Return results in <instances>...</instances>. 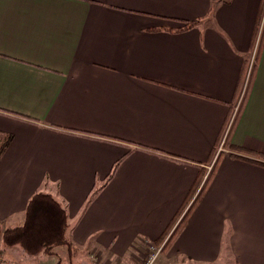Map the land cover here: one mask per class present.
I'll use <instances>...</instances> for the list:
<instances>
[{
    "label": "crops",
    "instance_id": "crops-1",
    "mask_svg": "<svg viewBox=\"0 0 264 264\" xmlns=\"http://www.w3.org/2000/svg\"><path fill=\"white\" fill-rule=\"evenodd\" d=\"M261 7L262 0H0V134H11L0 155V228L21 225L30 197L44 191L64 205L72 242L51 255L20 248L23 260L141 264L196 164L207 168L226 135ZM228 140L264 152V34ZM6 249L0 264H22ZM162 257L161 264H264V166L225 149Z\"/></svg>",
    "mask_w": 264,
    "mask_h": 264
},
{
    "label": "trees",
    "instance_id": "trees-1",
    "mask_svg": "<svg viewBox=\"0 0 264 264\" xmlns=\"http://www.w3.org/2000/svg\"><path fill=\"white\" fill-rule=\"evenodd\" d=\"M262 14H264V0H262V7L258 16L255 35L251 46L253 60H251L252 57L244 60L236 89L237 106L234 114L232 115V112L230 113V116L226 123V127L228 126V129L226 135L224 136L223 144L229 151V155L232 158L257 163L264 166V152L253 154L247 148L237 145H231L228 140L230 131L235 125L242 104L246 98V94L251 84L252 76L254 74L256 62L258 60L259 52L261 49L264 34V16L262 17ZM261 18L263 20L260 26ZM200 21L201 19L185 21L182 27L175 28L174 30L179 31L189 29L198 24ZM259 27L260 31L258 32ZM256 35H258L257 40H255ZM19 116L29 120L32 119L28 116ZM10 139L11 134H0V155L2 154ZM140 147L148 151L164 154L176 161L187 163L189 162L188 159L175 154L166 153L154 148L143 146ZM214 151L210 159L206 163H209L212 160ZM221 155L222 152H220L217 155L216 159H214V165L205 178L204 174L206 172V168H204V165L200 163L196 164L200 166L182 203L180 204L178 210L176 211L168 225L164 228L163 232L151 243L153 245H159L163 243L160 253L165 254L168 251L175 238L187 224L189 216L202 199L211 182ZM257 157L261 158V161L256 160L255 158ZM118 162L114 164V167H116ZM0 229V252H3L4 247L19 246L27 256H35L40 253L51 255L53 253V249L57 246L66 245L69 249L72 246V242L67 232L68 221L64 205L60 201H58L52 194L44 191H37L30 197L25 208L24 221L21 225H17L14 227H3Z\"/></svg>",
    "mask_w": 264,
    "mask_h": 264
},
{
    "label": "rangeland",
    "instance_id": "rangeland-1",
    "mask_svg": "<svg viewBox=\"0 0 264 264\" xmlns=\"http://www.w3.org/2000/svg\"><path fill=\"white\" fill-rule=\"evenodd\" d=\"M251 55H253V53L251 52V54H250V56H249V58L251 57ZM252 60H253V57H252ZM227 150V148H225V146H224V144H223V142H222V144H221V141H219L218 143H217V145H216V148H215V151H214V157H212V159L213 160H211V162L210 163H208L207 165V168H206V172H205V174H204V178L208 175V173L211 171V169H212V166L214 165V159H216V157H217V155L220 153V152H223L224 150ZM203 178V179H204ZM160 245V244H159ZM6 248V247H5ZM9 247H7V249L6 250H9V251H7V256H9V257H13L14 259H15V261H17V262H21L22 264H29L31 261H28V259H22V256H21V254H23L22 253V251H21V247H15L16 249H8ZM1 253L2 252H0V256H1ZM148 253H149V251L144 255V257H143V259L145 258V256H147L148 255ZM162 254H158V256H157V258L155 259V261L152 263V264H161L162 263ZM161 262V263H160ZM174 262H176V263H174ZM171 264H181V263H179L177 260L176 261H172V263Z\"/></svg>",
    "mask_w": 264,
    "mask_h": 264
},
{
    "label": "built area",
    "instance_id": "built-area-1",
    "mask_svg": "<svg viewBox=\"0 0 264 264\" xmlns=\"http://www.w3.org/2000/svg\"><path fill=\"white\" fill-rule=\"evenodd\" d=\"M224 140V137L222 138L221 140V144ZM163 244V243H162ZM162 244L160 245H153V244H150L149 246V253L147 256H145V258L142 260L141 264H152L155 259L157 258L158 254L160 253V250H161V247H162Z\"/></svg>",
    "mask_w": 264,
    "mask_h": 264
},
{
    "label": "water",
    "instance_id": "water-1",
    "mask_svg": "<svg viewBox=\"0 0 264 264\" xmlns=\"http://www.w3.org/2000/svg\"><path fill=\"white\" fill-rule=\"evenodd\" d=\"M0 238H1V231H0Z\"/></svg>",
    "mask_w": 264,
    "mask_h": 264
}]
</instances>
